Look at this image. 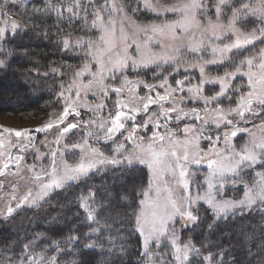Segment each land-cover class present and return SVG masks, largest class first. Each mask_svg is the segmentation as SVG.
<instances>
[{
  "label": "snow or ice",
  "instance_id": "snow-or-ice-1",
  "mask_svg": "<svg viewBox=\"0 0 264 264\" xmlns=\"http://www.w3.org/2000/svg\"><path fill=\"white\" fill-rule=\"evenodd\" d=\"M28 3L30 0H0V41L6 39V33L16 35L21 28L20 22L12 19L13 9L28 13L27 27L44 39L49 38V26H42L41 22L52 14L57 19L52 27L61 32V24L71 28L76 21L80 22V30L85 32V35L75 39H72L71 31L56 38L57 43H62L63 50L79 48L83 51L85 62L73 72L66 87L60 85L59 96L65 102L63 112L35 131L45 132L54 125L59 126L71 114L79 117L81 107L88 108L94 115L83 122L77 120L60 128L52 142L55 147L45 144L47 152L40 153L36 149V160L41 162L39 165L24 164L23 154L30 147H35L32 144L34 137L30 135L32 130L0 128V177L20 176L25 184L30 185L19 196V182L11 185L12 192L6 194L10 198L5 203V209L0 210V216L11 217L23 207L38 209L56 189H65L73 182L88 179L99 172L117 167L131 172L136 165H144L150 172V179L147 189L141 192L143 199L134 215L144 238L142 255L147 257L148 264H212V253L201 256V250L191 241L179 242L174 225L177 217L185 226L197 223L198 216L194 212L199 211L196 205L201 200L214 213V224L209 225L210 230L220 220H227L229 215L235 216L236 209L243 212L245 208L259 204L264 214V171L256 172L257 179L251 184L241 177L242 172L247 175L246 170L257 165L264 168V47L244 55L238 62L234 59L254 48L257 42L264 43V0H249L238 7L234 6V0H215L214 3L210 0H175L172 4H162L160 0H60L58 4L45 0L43 7L33 6L30 10ZM133 3L136 7H132ZM225 9L231 14L228 15ZM129 10L132 15H129ZM142 10L155 14L157 20L139 23L133 17ZM167 13L175 14L177 18L167 19ZM254 20H259V24L249 31L237 27L238 23L247 24ZM230 37L233 38L230 42H223ZM157 48L158 51L155 50ZM185 51H210L211 58L200 56L195 62H190L181 55ZM6 55L11 56L12 53ZM225 63L234 65L233 70H225L223 75L217 76H211L206 71L208 65ZM182 64L187 65L185 71L199 69L198 83H192L191 78L186 76L176 80V87L173 88L166 76L160 85L145 84L149 94L144 97L139 96L134 87L144 84V81H132L125 75L129 68L135 71L151 65L156 68L173 67L178 72ZM3 67H6V60L0 59V68ZM244 68L246 70L242 71ZM52 71L57 72V69ZM117 74L123 76L119 87L106 83L118 79ZM238 74L246 77V82L234 86L233 80ZM85 76L89 77L87 82L84 81ZM206 84H218L219 91L214 95H205ZM157 87L165 88L164 94L155 91ZM125 91L127 98H124ZM185 91L188 93L187 100L202 101L204 107L188 111L179 107L187 101L183 95L175 94ZM66 92L68 95H65ZM90 93L100 100L94 106L86 101ZM109 93H115L117 99L105 118L99 113L108 108L105 101L109 99ZM152 93H155L154 97ZM221 99L227 100L229 106H222ZM165 102H170L172 107H165ZM232 103L235 107L231 106ZM213 104L215 107H212ZM152 105H157L159 110L150 113ZM173 114L177 124L185 118L198 123L186 124L181 139L177 130L169 126ZM138 116L141 117L139 122ZM255 120L260 123H254ZM241 123L245 126L241 127ZM249 124L252 128L247 127ZM149 125L154 130L147 139L138 135L140 131L147 133ZM212 126L215 132L208 131ZM75 129H83V136L80 142L69 145L65 138ZM253 129H257L259 134ZM124 132H127L124 141L116 143V134L123 135ZM240 133H247L248 139L237 149L233 138ZM202 139L208 142L207 151L200 148ZM101 140L115 145L113 155H105L95 146ZM221 141L223 147H218ZM126 142H131V149L125 146ZM13 149H16V154H13ZM77 150L78 160L70 163L66 157L76 155ZM46 158L49 163L45 166L42 161ZM194 165L198 166L195 170L192 168ZM204 165L207 173L201 184L195 178L200 171L199 166ZM24 167L30 174L27 178L20 175ZM237 182L244 184L243 198H224L222 191L225 184L235 185ZM193 187L196 188L195 194L191 190ZM201 187L206 188L203 194L199 191ZM3 188L4 180H0V191ZM90 196L94 200L95 194L90 193ZM81 199L88 219L94 221L98 209L91 208L87 198ZM162 237L170 242L171 252H151L150 241L154 240L156 247L160 248ZM76 239L68 237V241ZM33 243L23 244L19 253L11 246L5 247L0 252V264H59L57 256H48L46 250L32 251ZM85 247L92 248L94 245ZM55 250L62 251L58 244ZM168 255H171V260L167 259ZM217 255L221 257L217 264H224L225 253L221 251ZM232 264H238V261L233 260ZM258 264H264V255L260 256Z\"/></svg>",
  "mask_w": 264,
  "mask_h": 264
},
{
  "label": "trees",
  "instance_id": "trees-1",
  "mask_svg": "<svg viewBox=\"0 0 264 264\" xmlns=\"http://www.w3.org/2000/svg\"><path fill=\"white\" fill-rule=\"evenodd\" d=\"M40 1L37 0V2ZM41 23L42 26H49L48 39L38 36L30 28L29 31L24 30L21 37L17 36L18 42L27 40L28 44L21 59L10 64L12 69L10 73L17 74V79H13L14 77L5 70L0 72L1 97L11 96L15 89L21 92L19 96L14 95L15 107L0 106L14 115L59 110L61 100L56 93L58 79L56 78L57 81H55L50 77L49 69L57 63L58 70L61 68L71 70L72 65L78 63L74 54L71 55L67 50H63L62 43L56 42V38L62 36V33L56 27H52L57 23L55 14ZM60 27L65 28L64 31L73 30L76 33L81 31L79 21H76L71 28L67 24H61ZM43 72L47 75H43ZM9 76L13 82H10ZM1 97L0 101L4 102ZM146 178L145 169L136 165L131 172L120 167L111 168L88 179L72 183L65 189L53 192L47 202H43L38 209L30 210V213L39 219L31 225L24 222L12 229L6 224H0V243L4 248L11 246L17 251L22 248L28 239L27 234L31 231L34 232L33 235L36 233L41 237L43 242L59 244L61 252L48 249L49 254L53 252V255L57 256L59 264H73V262L75 264H132L135 255L139 254V259L143 257L140 253L141 241L135 229L134 213L137 209V194L143 189ZM90 186L97 191V195L101 193L103 199L106 195L112 194L108 201L98 199L96 202L94 209L98 211L95 214L102 216L100 225H90L85 220L87 215L80 210V205L77 199L75 200L76 190L83 191ZM49 215H54L53 220L46 221ZM210 224H214L213 213L206 215L203 211V218L197 227L184 230V234L191 233V240L196 248L208 254L212 253L214 264L221 259L217 255L221 251L225 253L224 264H232L233 260L238 261V264H258L260 256L264 255V214L261 208L254 207L236 213L235 216L229 215L227 220H220L211 230ZM96 229L98 231H94ZM108 230L117 240L116 247L106 242L99 245L93 241L94 236L102 238ZM19 234L22 235V240ZM70 236L77 239L67 241ZM84 239L87 241L86 244ZM90 244L94 247H85Z\"/></svg>",
  "mask_w": 264,
  "mask_h": 264
},
{
  "label": "rangeland",
  "instance_id": "rangeland-1",
  "mask_svg": "<svg viewBox=\"0 0 264 264\" xmlns=\"http://www.w3.org/2000/svg\"><path fill=\"white\" fill-rule=\"evenodd\" d=\"M53 2L58 4V3H60V0H53ZM214 2H215V0H210V3H214ZM246 2H249V0H234V6L238 7L241 3H246ZM44 3H45V0H41L40 2H37V0H30V3H28L27 8L30 10L33 6L43 7ZM160 3L172 4V3H175V0H160ZM132 7H136L135 3L132 4ZM225 11L228 13V15L231 14L230 10L225 9ZM209 14L213 15V13H211V12ZM129 15H132L130 10H129ZM11 16H12V19H15L18 22H20L21 28L18 30V33L16 35H13L11 32L6 33V39L4 41H0V49H2V51H0V59L6 60V67L0 68V72H4V70H5L7 73L12 72V69L10 67V64H12L11 62L14 63V62L19 61L21 59L22 55H24V51L26 49V46L28 45L26 43L27 40H23V41L18 42L19 41L18 38L21 37V33L24 32V30L27 31L29 29L27 27L28 13L21 12L19 9H13V11L11 12ZM165 16L167 19H170V20L177 18L176 15L172 14V13H167V14H165ZM133 18L137 19V21L139 23H149V22H152L153 20H157V17L155 16V14H153L151 12H146L143 10L141 12H138ZM90 19H91V17H90ZM225 22H226V18H225ZM258 24H259V20H254V22H249L247 24L238 23L237 27H240L244 31H249L253 27H256ZM64 30H65V28H63V31L61 32L62 35H67L68 32H70V31H64ZM71 32L73 34L72 39H75L79 36L85 35V32L82 33L81 31L76 33L72 30ZM54 33L56 34L57 32H54ZM17 36H18V38H17ZM231 39H233V38L230 37L229 39L224 40L223 42H225V43L230 42ZM29 43H31V42H29ZM262 47H264V43L257 42L254 48H249L248 50L244 51L240 55L235 56L234 59L238 62V60L241 59L244 55H250V54H253L255 52H258V50ZM155 50L158 51L159 49L157 48ZM67 51L69 53H71V55L74 54V57H77L78 63L72 65L71 70L65 69V68H61L60 70H58L57 63L49 69V72L51 73L50 77L55 81H57V79H58V81L56 83V89H57L56 93L58 94V96H59V93L61 92L60 85L64 84L66 87L72 79L73 72L75 70H78L83 65V63L85 62L84 53L79 48H70ZM130 51H132V54L135 55V52L133 50L130 49ZM8 52H11L12 55L7 56L6 54ZM181 55L190 62H195L200 56H203L204 59H210L211 58L210 51L206 52V53H191V52L185 51V52H182ZM186 67H187L186 64H182L180 66V71L175 72L173 67L164 66L163 68H156L155 65H151V66H149V68H146V69L141 68V69H138L135 71L132 70L131 68H129V70L125 73V75H127L128 79L132 80V81H137V80L144 81V84L134 85L136 93L139 96L144 97V96L149 94L148 89L145 87V84H147V85H160L166 76L168 77V83L173 88L176 87V83H175L176 80L184 79L186 76L191 78L192 83H198L199 78H200L199 77V69L198 68H191L188 71H185L184 69ZM233 68H234V65L225 63L224 65H208L206 71L211 76H217V75H223L225 70L230 71V70H233ZM52 69H57V72H53ZM245 70H246V68L242 69V71H245ZM93 71H95V65L94 64H93ZM42 74L44 75L45 73L43 72ZM16 75L17 74L11 75V73H10V76L14 77L13 79H17ZM117 75H118V79H116L115 81L108 80V81H106V83H109L115 87H119L121 85V81L123 79V76H121L120 74H117ZM10 76H9L10 82H13V80L11 79ZM88 78L89 77L85 76L84 81L87 82ZM245 82H246V77H243L242 75L238 74L237 77L233 80V85L234 86L235 85H242ZM12 86H14V83H12ZM244 90L246 91V89H244ZM155 91H158L161 94H164L165 88L157 87L155 89ZM218 91H219V85L218 84H211V85L206 84L205 85V90H204L205 95H209V96L214 95L215 92H218ZM12 92L13 93L11 96H8V95L5 97L0 96L4 100V102L0 101L1 107H3V106L10 107V108L15 107V104L13 101L14 95L17 94L19 96L21 94V92L17 91L16 89L13 90ZM65 95H68V93L66 92ZM127 95H128L127 91H125L124 98H127ZM152 95L154 97L155 93H152ZM175 95H177V96L183 95V97L187 101L186 103H181L179 105V107H182L185 111H188L192 108L202 109L204 107L202 101L193 102L191 100H187L188 93L186 91L182 94L177 93ZM59 98L61 100L60 101L61 108L59 110H53V111H49V112H45V113L14 115V114L7 112L3 108H0V128L7 127V128L16 129V130H21V129L32 130L30 132V135H32L34 137L32 144H34L35 147L34 148L30 147L23 154L25 157V160H24L25 165H29V164H33V163H37L39 165L41 163V162L36 160L37 153L35 150L39 149L40 153H45L48 151V147H45V144H47L49 147H55V145L52 142L54 141V139H55L57 133L59 132L60 128L67 126L68 123H75V122H77V120L83 122V121L89 119L90 117H92L94 115V113L89 111L88 108L81 107L79 109V111L81 113V115L79 117H76L74 114H71L68 116L67 120L63 124H61L59 126L54 125L52 129L46 130L45 132H36L35 129L42 127L50 119H53V120L57 119L58 116L63 112L65 102H64L62 97L59 96ZM73 98H75L74 92H73ZM84 99L85 98H84L83 93H82L81 94V100L83 101ZM116 99H117V95L115 93H109V99L107 101H105L108 105V108L103 110L101 113H99V115L106 118L108 116V111L113 108L114 101ZM86 101L88 104L93 105V106L96 103L100 102V100L97 99L96 97H94L91 93L87 96ZM220 103L224 107L229 106L227 100L221 99ZM8 105H10V106H8ZM164 106L165 107H172V104L170 102H165ZM231 106L235 107V103H232ZM212 107H215V104H213ZM158 110L159 109H158L157 105H152L149 109V112L150 113L151 112H157ZM174 117H175V114H173V121L170 123L169 126L172 129L177 130V133L181 139L184 137V133L182 132V129L186 124L198 123L194 119L189 120L188 118H185V119L179 121L177 124V122H175ZM140 119H141V117L138 116L137 117L138 122L140 121ZM161 122H163V121H161ZM254 123L259 124L260 121L255 120ZM240 126L244 127L245 125H243L241 123ZM128 127L129 128L131 127L130 123L128 124ZM247 127L252 128V124L247 125ZM153 130L154 129H153L152 125H149V127L147 129V133H145L144 131H140V132H138V135L145 136V139H147V137L151 135ZM253 130L257 131V134H259V131L257 129H253ZM160 131H163V129H160ZM208 131L215 132L216 130H215L214 126H212L208 129ZM126 135H127V132H124L123 135H121L120 133H117L116 137H115L116 143L123 142L124 136H126ZM82 136H83V129L72 130L71 132L68 133L67 137L65 138V142L68 143L69 145L80 142ZM247 139H248L247 133H240V134H238L237 137L233 138V143L235 144L237 149H239V147L241 145H243ZM95 146L100 148L102 151H104L105 155H108V156L113 155L112 149L115 147V145L111 141H108L107 143H105L103 140H101L99 143H96ZM125 146L127 148L131 149V146H132L131 142H126ZM208 147H209L208 142L206 140L202 139L200 141V148L207 151ZM218 147H223V141L220 142ZM13 154H16V149H13ZM66 158L69 159L70 163H74L79 158L78 150H77L76 155L68 156ZM42 163L46 166V165H48L49 160L46 158L42 161ZM137 166L143 167L146 171V174H147L146 183L143 186L142 190L147 189L148 181L150 179V172L147 169V167L144 165H137ZM197 167L198 166H195V165L192 166L193 170H195ZM199 168H200V171H199V173L195 179L202 184L203 179H204V175H206V173H207V168H206V165L199 166ZM13 170H14V166H13ZM259 171H264V168H261L259 165H257L253 169H247L246 170V172L248 173L247 175H245L242 172L241 177H242L243 181L247 182L248 184H251L255 179H257L255 176V173L259 172ZM20 175L27 178L30 174L27 171V168L24 167L23 171L21 172ZM0 180H4V188L2 191H0V210L5 209V203L10 198V196L6 195V194H10L12 192V187H11L12 184L19 182L18 192H17L18 196L23 195L26 192L27 188L30 187V185L25 184L24 180L20 179V176L0 177ZM73 183H77V182H73ZM58 190H61V189H56L55 191H58ZM142 190H140V192L137 194L138 199H137L136 212L139 211V202H140V200L143 199V196L141 195ZM191 190H192L193 194H195L196 188L193 187ZM205 190H206L205 187H201L199 189L201 194H203ZM244 191H245V188H244L243 183L237 182L235 185H233L231 183H227L224 186V189L222 191V195L224 198H227V199H242L244 196ZM90 193H94L96 195L94 200L90 196ZM96 193H97V191H95V189H93L92 186L87 187L83 191L82 190H79V191L76 190V193H75V195H76L75 200L77 199L78 204L80 205V210H83L84 211L83 213L85 215H87V218H85V220L90 225H96V224L100 225V223L102 222V216L99 214H95L96 219L94 221L89 220L87 209L83 206V201L81 198H87L90 207L96 208V202L98 199L103 200V201L104 200L108 201L109 197L112 195V194L106 195V197H104L105 199H103V196L101 193H100V195H97ZM52 194L53 193H51L50 197L52 196ZM217 198H220V196H218ZM13 207H15V202H13ZM196 207L199 208L198 212H194V214L198 216V222L197 223H195V224L189 223L185 226L184 222L182 220H180L179 217L176 218L174 230L176 232V235L179 237V242L181 244H183L184 242H187V241H191L193 244V241L191 240V238H192L191 233L190 234H184V230H189L193 227H197L198 223L203 218V211L205 212L206 215L213 213L211 207L203 200L199 201L197 203ZM254 207L261 208L259 206V204L254 205L252 208H254ZM32 209H35V208L23 207V208L17 210L16 212H14L11 217L0 216V224H6V225H8L9 228H12V229L16 225H19V224L24 223V222L27 225H29V224L31 225V223H34L35 221L39 220V219H37L36 216L34 217V215L30 213V210H32ZM246 210H249V208H245L243 211H246ZM235 211H236V213L241 212L239 209H236ZM213 215H214V213H213ZM53 217H54V215H52V216L49 215V218L46 221L53 220ZM134 218H135L136 233L138 234L137 236L139 237V240L141 241L140 253H143L144 252V247H143L144 238H143V236H141V234L137 228L135 215H134ZM171 230L172 229L170 228V231ZM32 233H34V232L30 231L27 234L28 239L25 241L24 244L29 243V241H34V243L31 246L32 251L40 252L41 250H44V248H45L47 255L52 256L53 252H52V254L50 253L51 254L50 255L48 253V249H52L54 251L56 249L57 244L54 242L53 243H51V242L49 243L46 241L43 242L41 237L36 235V233L34 235ZM110 233H112V232H110L108 230L107 232H105V234L103 235L102 238L99 236H96V237L94 236L93 241L95 243H99V245L104 244L106 242V244H110V245L115 246V242L117 240H116V238L112 237L110 235ZM19 235H20V239L22 240V235L21 234H19ZM161 240H162V246L160 248L156 247V243L154 240L150 241V244H149L150 251L151 252L167 251L170 253L171 252L170 242L168 240L164 239L163 237L161 238ZM64 242H66V241H64ZM84 242H85V244L87 243V241H85V239H84ZM110 245H109V248H110ZM58 246H59V244H58ZM3 249H4V246H3V244L0 243V252H2ZM20 251H22V248L18 249L16 252L19 253ZM8 254L11 255V253H8ZM203 255H208V253H206L205 251L203 252V250H201V256H203ZM138 257H139V254L134 256V263H132V264H148L147 257L143 256L142 259H139L140 257L139 258ZM167 259L171 260L172 259L171 255H168ZM197 259H199V258H197ZM201 264H202V262H201ZM203 264H207V262H203ZM212 264H214V263L212 262Z\"/></svg>",
  "mask_w": 264,
  "mask_h": 264
}]
</instances>
